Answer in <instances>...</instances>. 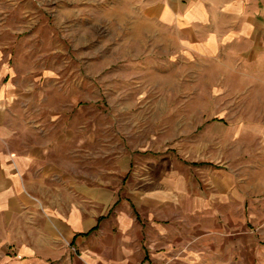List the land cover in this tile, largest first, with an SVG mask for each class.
Segmentation results:
<instances>
[{"label":"rangeland","instance_id":"obj_1","mask_svg":"<svg viewBox=\"0 0 264 264\" xmlns=\"http://www.w3.org/2000/svg\"><path fill=\"white\" fill-rule=\"evenodd\" d=\"M140 1L0 0V85L21 143L68 187L123 193L205 163L264 183L263 57L195 53Z\"/></svg>","mask_w":264,"mask_h":264},{"label":"crops","instance_id":"obj_2","mask_svg":"<svg viewBox=\"0 0 264 264\" xmlns=\"http://www.w3.org/2000/svg\"><path fill=\"white\" fill-rule=\"evenodd\" d=\"M140 10L195 53L264 59V0H141ZM9 95L0 85V264H264L257 171L246 188L206 163L123 193L68 187L43 148L21 143Z\"/></svg>","mask_w":264,"mask_h":264}]
</instances>
